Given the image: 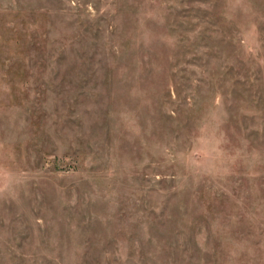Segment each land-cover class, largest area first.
<instances>
[{"label":"rangeland","instance_id":"1","mask_svg":"<svg viewBox=\"0 0 264 264\" xmlns=\"http://www.w3.org/2000/svg\"><path fill=\"white\" fill-rule=\"evenodd\" d=\"M0 264H264V0H0Z\"/></svg>","mask_w":264,"mask_h":264}]
</instances>
